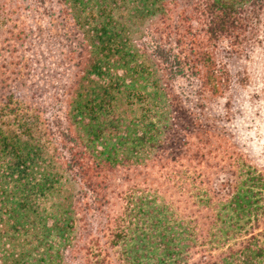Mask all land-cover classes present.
Masks as SVG:
<instances>
[{
	"label": "trees",
	"instance_id": "1",
	"mask_svg": "<svg viewBox=\"0 0 264 264\" xmlns=\"http://www.w3.org/2000/svg\"><path fill=\"white\" fill-rule=\"evenodd\" d=\"M57 1L80 35L68 52L77 73L67 123L57 136L22 98L0 106V264H71L77 215L92 207L89 198L98 201L109 172L168 165L184 146L188 159L203 157L188 139L205 125L173 81L191 70L213 95L225 94L232 74L219 50L223 43L241 50L264 14V0ZM245 163L240 175L207 177L205 213L185 226H168L165 209L156 208L153 225L164 230L147 233L155 248L118 229V261L264 264V171ZM93 255L86 264L112 263L109 254Z\"/></svg>",
	"mask_w": 264,
	"mask_h": 264
},
{
	"label": "rangeland",
	"instance_id": "2",
	"mask_svg": "<svg viewBox=\"0 0 264 264\" xmlns=\"http://www.w3.org/2000/svg\"><path fill=\"white\" fill-rule=\"evenodd\" d=\"M256 25L241 50L232 51L227 43L219 50L218 58L228 63L232 74L225 94L213 95L191 70L173 81L186 106L205 125L203 134L188 139L205 155L188 159L190 152L184 146L185 155L168 165L143 163L109 172L98 201L89 198L92 207L83 205L77 215L71 264L95 261L93 254L101 259L109 254V264H127L118 261L124 250L122 239H114L118 229L123 228L129 238L146 236V244L155 248L147 233L164 230L153 225L156 208L165 209L161 218L168 226L181 221L185 226L205 213L199 199L201 189L209 187V175L212 179L240 175L244 162L264 171V14ZM79 37L57 0H0V106L10 96L22 98L40 110L58 136L61 124L67 123V92L77 73L68 52ZM189 169L194 180L185 174Z\"/></svg>",
	"mask_w": 264,
	"mask_h": 264
}]
</instances>
